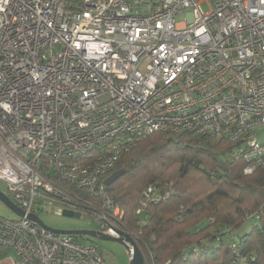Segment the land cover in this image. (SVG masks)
Instances as JSON below:
<instances>
[{
    "label": "built area",
    "instance_id": "2783aa9c",
    "mask_svg": "<svg viewBox=\"0 0 264 264\" xmlns=\"http://www.w3.org/2000/svg\"><path fill=\"white\" fill-rule=\"evenodd\" d=\"M263 130L264 0H0V182L24 211L0 216L10 264H109L30 215L132 237L103 180L151 134L226 138L250 174Z\"/></svg>",
    "mask_w": 264,
    "mask_h": 264
},
{
    "label": "trees",
    "instance_id": "16d2710c",
    "mask_svg": "<svg viewBox=\"0 0 264 264\" xmlns=\"http://www.w3.org/2000/svg\"><path fill=\"white\" fill-rule=\"evenodd\" d=\"M236 147L223 137L155 132L105 177L103 194L123 210L122 229L145 264H264V167L246 173ZM249 219L251 231L237 233Z\"/></svg>",
    "mask_w": 264,
    "mask_h": 264
},
{
    "label": "rangeland",
    "instance_id": "374dc122",
    "mask_svg": "<svg viewBox=\"0 0 264 264\" xmlns=\"http://www.w3.org/2000/svg\"><path fill=\"white\" fill-rule=\"evenodd\" d=\"M202 8L205 12L210 10L207 3L202 4ZM189 10L176 17V21L182 24L189 17ZM258 138L264 140V130L258 133ZM0 190L7 193V186L0 182ZM139 209H143L142 207ZM0 216L8 218H16V214L11 211L1 200H0ZM42 221L50 228L57 230H94V225L87 216L73 217L68 214L57 215L53 213H42L40 214ZM143 223L145 221H142ZM252 219L245 222L238 230L237 233L243 234L251 231L253 225H255ZM80 238L90 239L98 241L105 253V257L109 264H130V256L127 248L116 241H100L98 239H92L88 236H81ZM14 254L11 251L5 252L0 256V264H4L5 261L13 259ZM145 257V256H144Z\"/></svg>",
    "mask_w": 264,
    "mask_h": 264
},
{
    "label": "water",
    "instance_id": "95a60500",
    "mask_svg": "<svg viewBox=\"0 0 264 264\" xmlns=\"http://www.w3.org/2000/svg\"><path fill=\"white\" fill-rule=\"evenodd\" d=\"M121 176H122L121 171L115 172L114 174H112L111 176H109L106 179V185L110 186L117 179H119ZM0 200L15 214H17L19 216L24 215V211L16 203H14L10 199V197L8 196L7 193L3 192L2 190H0ZM64 214H68V215L73 216V217L80 216L78 214H74V213L69 212V211H64ZM30 218L33 219L34 221H36L42 227L49 229L52 232H55L58 234L89 236L92 238H96L100 241L106 240V241L119 242L127 248L129 256H130V264H145V257L143 255V253L131 236L127 235L126 240H124V238L122 236H119V237L110 236V235L99 233L96 230H57V229H53V228L48 227L42 221V219L37 215H30ZM119 235H122V233H119Z\"/></svg>",
    "mask_w": 264,
    "mask_h": 264
},
{
    "label": "crops",
    "instance_id": "0c3cea01",
    "mask_svg": "<svg viewBox=\"0 0 264 264\" xmlns=\"http://www.w3.org/2000/svg\"><path fill=\"white\" fill-rule=\"evenodd\" d=\"M11 261H12V259H11V260H9V261H5V262H4V264H10V263H11Z\"/></svg>",
    "mask_w": 264,
    "mask_h": 264
}]
</instances>
